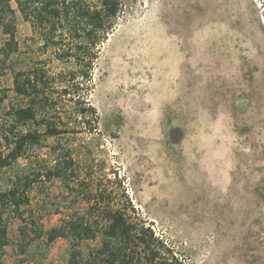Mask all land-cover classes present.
I'll list each match as a JSON object with an SVG mask.
<instances>
[{
	"label": "rangeland",
	"instance_id": "1",
	"mask_svg": "<svg viewBox=\"0 0 264 264\" xmlns=\"http://www.w3.org/2000/svg\"><path fill=\"white\" fill-rule=\"evenodd\" d=\"M100 1L83 0L91 9ZM118 2L88 50L66 31L60 46L45 44L11 3L17 50L0 77V128L10 107L28 104L13 91L24 71L48 82L53 104L37 119L49 116L63 133L42 135L0 171L3 190L40 174L25 209L35 226L7 217L0 264H68L70 241L44 234L95 201L150 230L152 247L176 264H264V0ZM67 155L71 179H46ZM103 240L99 232L81 242L83 260Z\"/></svg>",
	"mask_w": 264,
	"mask_h": 264
},
{
	"label": "trees",
	"instance_id": "2",
	"mask_svg": "<svg viewBox=\"0 0 264 264\" xmlns=\"http://www.w3.org/2000/svg\"><path fill=\"white\" fill-rule=\"evenodd\" d=\"M15 3L21 17L31 21L33 26L44 33L45 44L60 46L63 43V32H68L79 39L78 48L88 50L95 46L107 33L110 20L115 17L118 0H101L97 8L91 9L83 0H0V28L6 39L0 45V77L7 66V60L17 50L16 12L11 3ZM76 54H71V57ZM75 74L72 75V78ZM41 83V84H40ZM48 82L36 74L19 71L14 74L13 91L19 97L25 98L27 106L10 107L7 115L10 122L0 128V171L11 166L23 156L27 149L40 142L42 135L56 137L62 132L54 119L47 115L40 116L39 112L53 104L51 98L45 96L43 87ZM6 98V91L0 89V104ZM84 111V110H83ZM88 111H93L92 109ZM33 123L44 128L43 134L37 130L22 132L21 126ZM4 146V147H3ZM4 148V149H3ZM73 162L70 156L60 159L57 166L48 169L44 177L48 180L62 179L68 181L73 175ZM40 174L17 175L12 181V186L3 190L0 184V254L8 244L6 219L7 217L20 220L26 227L35 226V222L25 217V209L29 205L28 191L33 183L39 179ZM100 197L98 200H102ZM88 201H91L87 197ZM98 212L101 215L100 224L90 220ZM29 222V223H28ZM33 229V228H32ZM101 232L104 240L102 247L85 260L77 248L83 241L92 240ZM149 232V237H147ZM25 234V232H23ZM40 235V233H36ZM46 242L52 243L57 239L70 241L72 250L69 254L68 264H135L138 254L142 251L144 264H176V261L163 258L159 248H153L158 242L150 234V230L137 228L127 220L125 213L109 207L100 210L99 203L94 202L87 216L71 215L59 226L45 232ZM161 244V243H160ZM162 245V244H161ZM140 249V253L137 250ZM141 255V254H140ZM141 260V258H140Z\"/></svg>",
	"mask_w": 264,
	"mask_h": 264
}]
</instances>
